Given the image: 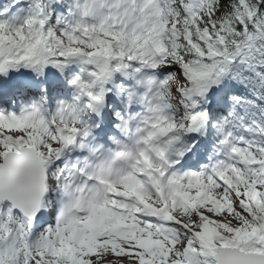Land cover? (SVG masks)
Instances as JSON below:
<instances>
[{
    "label": "snow or ice",
    "instance_id": "snow-or-ice-1",
    "mask_svg": "<svg viewBox=\"0 0 264 264\" xmlns=\"http://www.w3.org/2000/svg\"><path fill=\"white\" fill-rule=\"evenodd\" d=\"M0 264H264V0H0Z\"/></svg>",
    "mask_w": 264,
    "mask_h": 264
}]
</instances>
